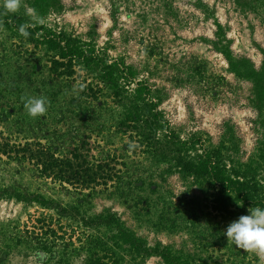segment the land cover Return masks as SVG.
<instances>
[{"label":"rangeland","instance_id":"obj_1","mask_svg":"<svg viewBox=\"0 0 264 264\" xmlns=\"http://www.w3.org/2000/svg\"><path fill=\"white\" fill-rule=\"evenodd\" d=\"M2 5L0 20H15L0 30V140L57 158L78 149L91 170L112 169L79 186L0 154V264H260L223 233L264 209V0ZM29 7L46 19L24 38ZM58 33L93 59L39 38ZM41 96L47 112L29 117L21 97ZM171 147L193 164L208 155L251 193L186 172Z\"/></svg>","mask_w":264,"mask_h":264},{"label":"trees","instance_id":"obj_2","mask_svg":"<svg viewBox=\"0 0 264 264\" xmlns=\"http://www.w3.org/2000/svg\"><path fill=\"white\" fill-rule=\"evenodd\" d=\"M14 20L15 19L13 17H5L4 19H1L0 22L9 24L14 22ZM9 26L14 28L15 25L13 23V25ZM28 31L30 32L29 37L35 36L37 34L31 28L28 29ZM39 38L43 39L46 45L51 49L57 50L60 53L66 54L68 56H72V58L82 60L86 63L93 59V53H88L85 55V53H83L79 47V42L76 39H70L66 37L63 33L47 36L44 35ZM56 62L57 61H53V63ZM103 69L106 72L113 70L111 66L103 67ZM152 116V123H150L151 128L154 131L163 130V125L157 119V116ZM169 141L171 142L172 140ZM174 149L175 151L173 154L178 161V164L181 165L186 172L198 176H206L215 184L222 187L227 193H233L242 198L248 197L247 193H251V191H249L250 187H245L243 182L221 174L219 167L215 165L214 160L208 155L201 156V158L195 164H193L183 161L180 157L179 149ZM77 150L78 149L73 150L69 156L57 158L48 154L41 145H20L10 143L5 140H0V154H14L29 158L35 162L34 164L37 168H40L39 174L43 177H54L56 180L61 182L64 180H69L72 184H78L79 186H90L93 183H96L100 176L105 177L107 173L110 174V170L112 168H110L106 163H104L103 166L99 165L100 168H96V170H91L92 168H89L87 166L88 164L86 165L85 161L83 160L81 152ZM254 193H256V191H254ZM219 208L224 209V207ZM215 210L218 211L217 208ZM39 257L40 260H42L41 258L44 256Z\"/></svg>","mask_w":264,"mask_h":264},{"label":"clouds","instance_id":"obj_3","mask_svg":"<svg viewBox=\"0 0 264 264\" xmlns=\"http://www.w3.org/2000/svg\"><path fill=\"white\" fill-rule=\"evenodd\" d=\"M22 0H3L4 15L16 13L20 10ZM30 21L19 26L18 32L24 38H28L30 32L28 29L34 28L37 24H44L45 17L41 16L35 8H27ZM0 30H3V23L0 22ZM84 85H75L72 89L74 93L83 91ZM23 107L31 118L43 116L47 112L49 101L46 97H21ZM135 147L129 144L131 151ZM247 215H241L238 219L228 224L224 231L227 241L235 247L255 254L260 264H264V209L260 207H251L247 209Z\"/></svg>","mask_w":264,"mask_h":264}]
</instances>
